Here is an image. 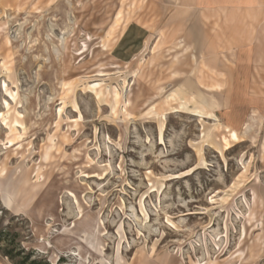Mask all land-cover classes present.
Segmentation results:
<instances>
[{"label":"rangeland","instance_id":"374dc122","mask_svg":"<svg viewBox=\"0 0 264 264\" xmlns=\"http://www.w3.org/2000/svg\"><path fill=\"white\" fill-rule=\"evenodd\" d=\"M194 18L0 0V264H264V109L194 91Z\"/></svg>","mask_w":264,"mask_h":264},{"label":"crops","instance_id":"0c3cea01","mask_svg":"<svg viewBox=\"0 0 264 264\" xmlns=\"http://www.w3.org/2000/svg\"><path fill=\"white\" fill-rule=\"evenodd\" d=\"M163 1L178 11L195 14L192 42L199 56L195 57L194 91L257 93L256 99L249 100L264 109V96H260L264 94V0ZM230 107L227 98L225 108Z\"/></svg>","mask_w":264,"mask_h":264},{"label":"bare ground","instance_id":"6f19581e","mask_svg":"<svg viewBox=\"0 0 264 264\" xmlns=\"http://www.w3.org/2000/svg\"><path fill=\"white\" fill-rule=\"evenodd\" d=\"M206 98V97H205ZM205 98H203V99H205ZM205 101H207V100H205ZM204 100H203V102H204V104L208 107V108H210V109H214V106H215V103L214 102H212L211 100H208L207 102H205ZM251 126V125H250ZM250 126H248V127H250ZM251 128V127H250ZM250 128H248V129H250ZM247 129V128H246ZM248 132V131H247ZM241 136H239L235 131H230V130H228V133H227V135H225V137H224V140L226 141V142H230V141H233V142H237V141H239V140H241ZM8 202V201H7Z\"/></svg>","mask_w":264,"mask_h":264},{"label":"trees","instance_id":"16d2710c","mask_svg":"<svg viewBox=\"0 0 264 264\" xmlns=\"http://www.w3.org/2000/svg\"><path fill=\"white\" fill-rule=\"evenodd\" d=\"M31 258H32L31 255H27L23 258L22 261H19L18 264H49L47 261L37 258H33L32 260L29 261V259Z\"/></svg>","mask_w":264,"mask_h":264}]
</instances>
